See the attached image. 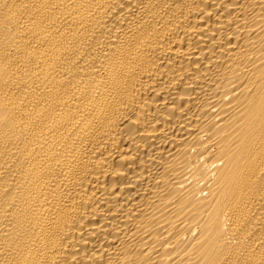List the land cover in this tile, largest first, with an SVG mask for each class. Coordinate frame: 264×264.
<instances>
[{
  "label": "bare ground",
  "instance_id": "obj_1",
  "mask_svg": "<svg viewBox=\"0 0 264 264\" xmlns=\"http://www.w3.org/2000/svg\"><path fill=\"white\" fill-rule=\"evenodd\" d=\"M0 264H264V0H0Z\"/></svg>",
  "mask_w": 264,
  "mask_h": 264
}]
</instances>
